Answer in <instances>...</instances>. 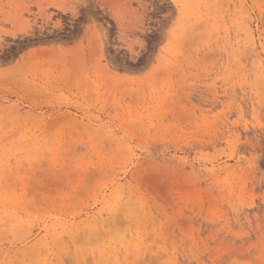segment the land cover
Wrapping results in <instances>:
<instances>
[{
	"label": "rangeland",
	"instance_id": "obj_1",
	"mask_svg": "<svg viewBox=\"0 0 264 264\" xmlns=\"http://www.w3.org/2000/svg\"><path fill=\"white\" fill-rule=\"evenodd\" d=\"M0 264H264V0H0Z\"/></svg>",
	"mask_w": 264,
	"mask_h": 264
}]
</instances>
